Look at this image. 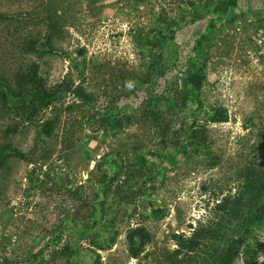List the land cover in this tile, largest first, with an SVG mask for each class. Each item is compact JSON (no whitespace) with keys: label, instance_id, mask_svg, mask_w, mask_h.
I'll use <instances>...</instances> for the list:
<instances>
[{"label":"rangeland","instance_id":"1","mask_svg":"<svg viewBox=\"0 0 264 264\" xmlns=\"http://www.w3.org/2000/svg\"><path fill=\"white\" fill-rule=\"evenodd\" d=\"M217 1L0 0V75L11 81L36 63L44 84L61 89L29 115L18 97L0 102V147L13 148L0 158V264H200L226 246L238 224L231 203L247 179L264 177V0H237L226 13ZM159 32L170 38L152 51ZM201 33L196 110L184 93ZM32 39L45 50L29 48ZM157 81L161 120L177 129L196 115L215 163L189 146L174 153L166 124L151 126L146 101ZM212 107L227 120H204ZM110 108L118 119L95 125L90 115ZM154 148L173 158H160L150 178L155 157L138 161ZM136 226L150 239L132 257L126 234ZM255 234L264 264V225ZM233 264H244L241 254Z\"/></svg>","mask_w":264,"mask_h":264},{"label":"trees","instance_id":"2","mask_svg":"<svg viewBox=\"0 0 264 264\" xmlns=\"http://www.w3.org/2000/svg\"><path fill=\"white\" fill-rule=\"evenodd\" d=\"M237 0H218L215 4L216 12L226 13L229 8L236 6ZM214 23L210 24L213 27ZM171 34L174 31H170ZM48 34L46 39H48ZM170 37L166 33H157L152 36L150 47L152 51L160 48ZM207 39L206 33H201L198 38L195 39L194 44L191 47V55L189 56L190 63L187 69V76L185 79L186 92L184 93L185 101L189 100L193 103L192 108L198 109L202 107L200 100V92L204 85V72L201 68V59L205 53V40ZM29 48H37L38 50H45V43L41 42L40 45L36 39L30 40ZM35 46V47H34ZM159 52V51H158ZM169 70V69H168ZM162 75V74H161ZM160 75V76H161ZM158 81L152 84L151 91L149 92V98L146 101L147 111L151 114V126H163V137L169 140L167 146H171L174 149V153L186 152L187 146L191 148L192 152L196 154H202L207 157L210 162L215 163L217 156L211 150L206 127L202 123L196 122L197 117L193 115L192 118L181 125L180 128L171 127L170 123H166L162 119L161 108V91H157L156 85ZM78 96H82V99L86 101L92 100V93L87 92L81 85L76 87ZM154 88V89H153ZM61 93L59 85L47 86L43 80L37 76V65L31 63L25 70L18 72L14 75L10 81L8 78L0 75V102L3 106L9 98L18 97L22 102V109L26 115L31 114L35 109L48 105ZM28 100V102H26ZM168 103L170 99H167ZM184 102V99H183ZM192 109V110H194ZM205 116L206 121H225L227 120V110L224 107H212ZM90 117L93 119L94 124L98 126H106L107 122L115 120L117 117L112 112L111 108L102 110L100 112H94ZM118 119V118H117ZM23 120H26L23 118ZM162 124V125H161ZM45 134H49L52 128V120H47L42 126ZM16 130V127L7 126L6 131ZM166 132V133H165ZM165 143V141H164ZM13 153V148L9 145L0 147V158H4L8 154ZM146 154V155H145ZM142 157H140V164H145L146 156H153L155 159L149 165L148 175L150 178L155 177V174L159 172L161 166L159 159H172L171 153H162L159 149H149ZM159 166H158V165ZM119 166H124L119 164ZM159 170V171H157ZM161 172V171H160ZM108 183V182H107ZM110 183V182H109ZM108 183V184H109ZM243 202V204H242ZM101 209L103 206L100 207ZM229 213L238 219L237 227L231 230V235L227 237L226 246L223 247L218 254L210 261L209 258L204 257L200 264H233L234 259L241 254L244 264H258L256 257V249L259 245V238L255 234V230L264 225V177L259 179L249 178L247 184L243 189L241 195L233 200L229 207ZM95 216H87V225L96 224ZM113 224V217L110 216L102 224V228L105 230ZM99 233L95 234L94 238H97ZM176 239L177 242L183 244V240ZM128 243V252L132 257H136L142 251L146 241L150 239V233L144 226H136L128 230L126 234ZM110 241H114V236L110 238ZM97 243V241H96ZM102 246V245H100Z\"/></svg>","mask_w":264,"mask_h":264}]
</instances>
